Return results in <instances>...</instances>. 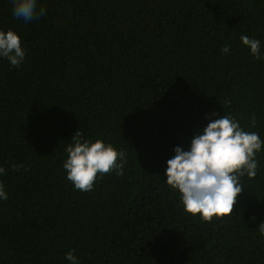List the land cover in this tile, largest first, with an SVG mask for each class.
<instances>
[{
  "label": "trees",
  "instance_id": "1",
  "mask_svg": "<svg viewBox=\"0 0 264 264\" xmlns=\"http://www.w3.org/2000/svg\"><path fill=\"white\" fill-rule=\"evenodd\" d=\"M41 7L28 22L0 0V30L25 51L19 67L0 58V264H71L70 251L79 264H264V148L234 214L212 223L184 211L165 174L213 113L264 140V0ZM77 131L123 151V175L76 190L63 164Z\"/></svg>",
  "mask_w": 264,
  "mask_h": 264
},
{
  "label": "clouds",
  "instance_id": "2",
  "mask_svg": "<svg viewBox=\"0 0 264 264\" xmlns=\"http://www.w3.org/2000/svg\"><path fill=\"white\" fill-rule=\"evenodd\" d=\"M12 14L17 19L31 22L46 14L43 7L37 8V0H10ZM241 41L251 50L256 59H261L260 41L241 36ZM229 46L221 48L227 54ZM0 58L7 59L13 67H19L25 59L20 36L12 30H0ZM214 117V118H213ZM202 132L197 133L189 150L177 146L175 155L167 161L166 184L180 194L184 211L192 216H200L203 222L212 223L213 218L229 217L234 214V206L243 191L241 178L254 179L258 162L256 153L264 148V140L256 131H246L233 116H218L213 113ZM251 124L256 125L255 114ZM77 131L65 151L67 159L63 168L67 179L76 190L92 191L98 179L115 172L122 176L125 153L100 139L95 142L81 140ZM23 165H12L19 170ZM5 169L0 167V175ZM0 199L8 196L0 183ZM257 230L264 236V222ZM71 264H79L73 251L66 254Z\"/></svg>",
  "mask_w": 264,
  "mask_h": 264
}]
</instances>
